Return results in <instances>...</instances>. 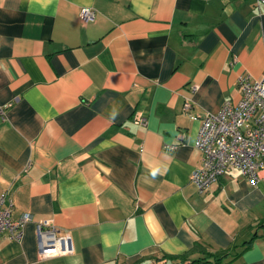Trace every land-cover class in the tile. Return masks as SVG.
Instances as JSON below:
<instances>
[{
    "label": "crops",
    "instance_id": "1",
    "mask_svg": "<svg viewBox=\"0 0 264 264\" xmlns=\"http://www.w3.org/2000/svg\"><path fill=\"white\" fill-rule=\"evenodd\" d=\"M262 74L255 0H0V193L31 214L0 264H264V177L190 180L201 116ZM42 219L71 252L39 255Z\"/></svg>",
    "mask_w": 264,
    "mask_h": 264
},
{
    "label": "built area",
    "instance_id": "2",
    "mask_svg": "<svg viewBox=\"0 0 264 264\" xmlns=\"http://www.w3.org/2000/svg\"><path fill=\"white\" fill-rule=\"evenodd\" d=\"M259 7L264 0H255ZM94 10L83 7L79 17L83 22L93 20ZM239 97L236 100L225 98L218 110L206 111L201 116V124L195 145L202 152L201 164L193 169L190 180L200 193L205 192L228 170L238 169L255 183L264 175V74L259 78L239 76L237 81ZM195 87H192L194 90ZM190 101H185L183 109L188 110ZM0 115L4 110L0 107ZM134 121L144 124L145 118L139 112ZM184 134L179 132L177 142L181 143ZM175 147L174 144L167 145ZM13 201L6 191L0 193V236L10 238L23 236L26 222L31 214L24 212L12 216ZM37 248L41 257L65 254L72 251L70 235L55 226L49 219L38 220L35 224ZM165 258L151 259L147 264H164Z\"/></svg>",
    "mask_w": 264,
    "mask_h": 264
},
{
    "label": "bare ground",
    "instance_id": "3",
    "mask_svg": "<svg viewBox=\"0 0 264 264\" xmlns=\"http://www.w3.org/2000/svg\"><path fill=\"white\" fill-rule=\"evenodd\" d=\"M249 76V75H248ZM191 106V105H190ZM196 141V140H195Z\"/></svg>",
    "mask_w": 264,
    "mask_h": 264
}]
</instances>
